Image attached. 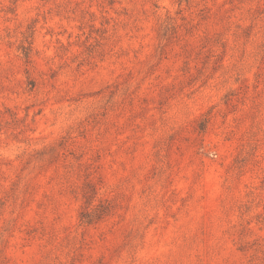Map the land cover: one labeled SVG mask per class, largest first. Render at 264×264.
<instances>
[{
  "label": "rangeland",
  "instance_id": "obj_1",
  "mask_svg": "<svg viewBox=\"0 0 264 264\" xmlns=\"http://www.w3.org/2000/svg\"><path fill=\"white\" fill-rule=\"evenodd\" d=\"M0 264H264V0H0Z\"/></svg>",
  "mask_w": 264,
  "mask_h": 264
},
{
  "label": "trees",
  "instance_id": "obj_2",
  "mask_svg": "<svg viewBox=\"0 0 264 264\" xmlns=\"http://www.w3.org/2000/svg\"><path fill=\"white\" fill-rule=\"evenodd\" d=\"M85 199H86V203H88L89 202V197L85 196ZM101 215H103V214H100V215H86V214H83V215H81V218H86L87 217L86 221H87V223H90V222L93 221V217H95L94 220H97V219H99L101 217Z\"/></svg>",
  "mask_w": 264,
  "mask_h": 264
}]
</instances>
